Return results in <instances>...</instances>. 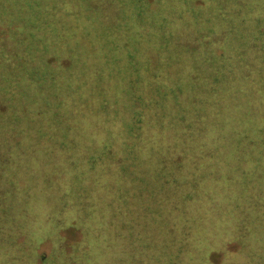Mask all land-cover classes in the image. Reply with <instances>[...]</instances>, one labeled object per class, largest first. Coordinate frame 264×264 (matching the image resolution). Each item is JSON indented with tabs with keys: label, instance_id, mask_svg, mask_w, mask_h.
I'll return each instance as SVG.
<instances>
[{
	"label": "trees",
	"instance_id": "trees-1",
	"mask_svg": "<svg viewBox=\"0 0 264 264\" xmlns=\"http://www.w3.org/2000/svg\"><path fill=\"white\" fill-rule=\"evenodd\" d=\"M255 119L258 160L264 0H0V264H264V164L253 198L241 168ZM165 128L177 134L160 152ZM99 166L110 178L96 184ZM213 181L226 214L206 206L212 192L194 205ZM49 226L57 247L36 262Z\"/></svg>",
	"mask_w": 264,
	"mask_h": 264
},
{
	"label": "rangeland",
	"instance_id": "rangeland-1",
	"mask_svg": "<svg viewBox=\"0 0 264 264\" xmlns=\"http://www.w3.org/2000/svg\"><path fill=\"white\" fill-rule=\"evenodd\" d=\"M148 88L150 89L149 86L144 85V91H145V93L148 94V96L150 98L155 100V97H157V98L159 97L158 92H153V93H151L152 96H150V94L148 93V90H149ZM150 91H151V89H150ZM179 101H180V105H187V104L193 105V103L197 102V93L194 91L190 92L188 89L185 88L184 92L179 95ZM116 106H117V104H115V107ZM254 106L257 107L255 104H254ZM168 109H170L172 112L178 111L177 107H175V108L168 107ZM233 112L235 113L236 110H233ZM144 113H145V119L146 120H148V119H151V120L152 119L167 120L168 119L167 116L165 115V113H166L165 108H164V113L161 111V109H155V110L149 109V110H145ZM190 118H191V114L187 115V119H190ZM256 118L261 122L259 115H257ZM192 119H194V118H192ZM260 122H258L255 119L253 129L248 134L249 138H248L247 148H246V153L248 154V156H246L245 159L243 158V164L241 167L245 171V173H247V178H248V182H249L248 183L249 192L252 194L251 198H253V196H254L253 192H255V189H254L255 186L259 183V177L257 176V173L254 170L255 169V162L257 161L258 163L264 164V160H263L264 156L263 155H260V159L256 160L257 155H259V153H260L261 147L259 145V141H260L259 134L254 133V129L258 128V126L260 125ZM142 134H145L144 130H142ZM148 134H157V133L150 131V132H148ZM161 134H164L163 136L160 137L161 143H157L156 141L153 142L155 147L160 146V152L163 151L164 144L167 141H169V142L171 141V138H170L171 134H177V133H176V131H174L170 128H165V130ZM185 134H188V131H186ZM191 134H196V133H191ZM210 138L211 137L208 136L207 134H200L199 140H200V142H203V141L206 142V141L210 140ZM253 144H255V146L251 147ZM55 151H56V155H57V159H58V168H57L56 174L52 175V179L55 182H57V180L64 182L63 183L64 185L62 187H65V184L67 183V180L70 176V173L69 174L66 173V170L61 165V153L57 150H55ZM142 151L143 150H141V152ZM153 151H155V150H153ZM198 151H200V149H198ZM223 157L225 158L226 155L223 154ZM72 160L79 167H81V168L84 167L85 161L83 159V153L80 151V149L77 152L72 154ZM203 160H205V159H203ZM152 161H154V159L150 158L149 161H145V162H143V164L147 165V164H150ZM143 164H140V165H143ZM144 165L142 167H146ZM101 168L102 167L99 166L95 170V172H93L94 173L93 177H95V180L97 182L96 184H100L102 180H106V179L110 178L109 176L104 174V172L100 171ZM187 168H190V167H187ZM187 168H185V169H187ZM219 169H221V173H226L225 172L226 168L221 167ZM111 170H113V167H111ZM206 170H207V172L210 171V174H211V171H213V168H209ZM51 172H53V170ZM97 172H99V173H97ZM253 174H254V176H253ZM111 175H112V173H111ZM112 177H113V175H112ZM211 177L214 180L217 179L213 175V173L211 174L210 178ZM87 182H88L87 180H83V183H87ZM218 186H220V183H214V181H213V187H210L209 185L206 186V189L204 187L202 193L195 200L194 205L198 206L201 203L200 201H198V199L199 198L202 199L203 197H205L207 195V193L212 192L211 196L208 197L207 200L205 201L206 206H211V207L217 209L218 211L222 212L223 214H226L227 211H229V202H227L226 199L229 201H230V199L226 198V197H222L223 192H225V191L221 187L219 188ZM202 194H205V195H202ZM246 199H247V197H244V200H246ZM250 202H253V201H250ZM50 225H52V224H50ZM217 226H218V224H217ZM53 228H54L53 226L43 228L41 230V232L44 233V236L39 237L37 239L34 237V239L32 240L31 244L33 245L34 254H36V255L38 254V256L35 257L36 262H38V259L42 260L44 255L47 256L48 254H50L52 252V250H54L57 247V243L54 242L53 239L51 238V236L56 238L55 236L57 235V233L51 234V231L53 230ZM220 232H221L222 241H225L228 235L224 233L223 229ZM58 233L63 238V243L65 244V246L67 248H70L80 238V232L72 226L65 228V229H62V230H59ZM48 238H51L52 241ZM218 239H220V237ZM218 239H214L213 244H215ZM251 243H252V241H249L246 244L250 245ZM217 246H219V245H217ZM226 246L230 250H237L239 248V244L236 242H228L226 244ZM1 247H3V245H0V248ZM210 259L213 262L221 261V259H222L221 252L218 250L213 251L210 254Z\"/></svg>",
	"mask_w": 264,
	"mask_h": 264
}]
</instances>
